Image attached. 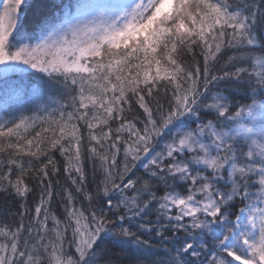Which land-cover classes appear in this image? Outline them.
<instances>
[{"label":"snow or ice","instance_id":"snow-or-ice-1","mask_svg":"<svg viewBox=\"0 0 264 264\" xmlns=\"http://www.w3.org/2000/svg\"><path fill=\"white\" fill-rule=\"evenodd\" d=\"M64 9L0 0V264H264V0Z\"/></svg>","mask_w":264,"mask_h":264},{"label":"trees","instance_id":"trees-1","mask_svg":"<svg viewBox=\"0 0 264 264\" xmlns=\"http://www.w3.org/2000/svg\"><path fill=\"white\" fill-rule=\"evenodd\" d=\"M47 2L50 5L63 4L65 6L64 9L65 12L74 10L73 9L74 2L72 0H47ZM69 6H71V8H69ZM194 59H199L202 65V58L198 56L194 58L190 55L185 58V62L187 64H192L194 62ZM37 75H43V74H37ZM155 99H158L161 104H165L166 106V99L163 92H160L159 95L155 97ZM26 114L28 113L26 112ZM141 114H142V109H139L138 105H134L133 111L129 113L128 118L131 119L132 116H139ZM113 127H116V125L113 124ZM56 158L58 161L61 162L62 165L63 158L60 157L59 153H56ZM85 175H86V181L84 184V189L85 191L92 192L94 191L96 184L103 178L102 174L100 173L98 168L94 171L92 164L86 161ZM52 183H53L54 195L51 201L50 211L54 212L58 217L63 219L64 200L62 196H63V190L65 188L72 191L73 196L76 197L77 206H80L82 204L85 209L88 208V201L84 199L83 193L75 192V186L71 185V182L67 174L63 172L62 167L60 173L52 177ZM29 186L33 190L27 196L26 205L29 211L34 214V208L36 204L39 202L41 188L35 181H30ZM20 204H21V200L19 198H16L8 194L0 193V223L2 222L13 223V220L9 214H15L19 211H22V209H20ZM158 251L162 253L163 249H158ZM113 253H114L113 259L116 261V264H121L122 261L123 264H127L126 260L118 255V249H113Z\"/></svg>","mask_w":264,"mask_h":264},{"label":"rangeland","instance_id":"rangeland-1","mask_svg":"<svg viewBox=\"0 0 264 264\" xmlns=\"http://www.w3.org/2000/svg\"><path fill=\"white\" fill-rule=\"evenodd\" d=\"M74 3H73V5H74V10L73 11H71L73 14L75 13V5L76 4H78V3H82L83 2V0H72Z\"/></svg>","mask_w":264,"mask_h":264}]
</instances>
